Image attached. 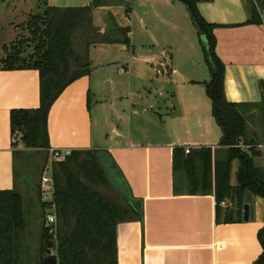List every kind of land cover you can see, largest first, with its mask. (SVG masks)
<instances>
[{"label": "crops", "instance_id": "crops-1", "mask_svg": "<svg viewBox=\"0 0 264 264\" xmlns=\"http://www.w3.org/2000/svg\"><path fill=\"white\" fill-rule=\"evenodd\" d=\"M149 1L153 4L155 0ZM245 1L202 0L198 9L207 21L220 25L214 29L215 52L224 63L225 98L255 103L264 88V84L260 86L261 81L264 83V22H247L250 14ZM44 2L48 6L80 7L91 0ZM15 6L13 3L11 9ZM108 45L98 48L105 50ZM92 48L95 45L89 51ZM89 61V73L67 85L49 108L48 148L106 149L131 195L141 200L142 220L116 224L117 264L255 263L263 251L258 233L264 228V198L249 193L244 196L249 206L246 221L243 210L240 215L237 206L227 200V204L220 203L217 218L214 195L190 194L183 171L173 172L175 147L207 146L212 148L214 159L224 157V149L218 146L221 131L211 115L202 83L209 80L208 68L199 69L189 60L191 68L186 69V75L166 87L149 86L145 95L138 88L148 80L146 70L132 80L125 63L116 69V75H123L122 82L101 73L113 61ZM195 68L201 72L195 73ZM172 71L177 74L176 69ZM101 84L106 85V91ZM169 89L174 103L170 102ZM123 96V107L117 108L116 100ZM105 99H110L108 106ZM167 102L170 112L165 109ZM38 105V71L0 67V190L17 188L10 110ZM230 182L236 183L235 175ZM229 216L231 220L224 219ZM33 220L31 214L28 222ZM29 264L48 263H41L39 258Z\"/></svg>", "mask_w": 264, "mask_h": 264}, {"label": "trees", "instance_id": "trees-1", "mask_svg": "<svg viewBox=\"0 0 264 264\" xmlns=\"http://www.w3.org/2000/svg\"><path fill=\"white\" fill-rule=\"evenodd\" d=\"M187 10L197 34L204 37L203 56L209 71V80L202 81L210 101L211 115L220 128L219 148L223 158H213L211 147L173 149V172L183 171L187 192L212 193L216 201V215L220 203H234L241 215L244 196L249 193L264 198V178L259 174L254 157L260 154L256 139L246 135L247 109L258 108L264 120V91L255 103L228 101L224 94V63L215 52L214 29L220 25L207 21L198 9L202 0H178ZM207 1V0H206ZM264 9V0H255ZM249 4V23H259L257 6ZM30 21L32 52L22 58L27 49H16L4 58L2 68H32L39 73V105L36 108L11 109L9 114L13 138L18 137L25 146L46 148L47 114L54 100L72 81L88 74V49L95 44L129 42V25L110 23L104 30L95 29L91 22L76 45L73 41L76 28L90 21V10L107 5L108 0H91L80 7L48 6ZM130 5H125L128 15ZM94 28V29H93ZM93 30V32H92ZM261 81L260 86L263 87ZM15 144V142H14ZM247 148V149H246ZM233 161H236L235 184L230 182ZM52 200H39L42 209L54 205L57 218V243L54 256H45L51 244L42 226L40 262L48 264H117L116 224L125 220H142L141 200L134 198L110 153L104 148L74 149L64 161H54L51 169ZM102 187L104 190H100ZM176 189V186H175ZM44 217V216H43ZM231 220V216L224 218ZM26 221L20 192L0 190V264H29L22 261L21 232ZM264 228L258 233L263 251L253 264H264Z\"/></svg>", "mask_w": 264, "mask_h": 264}, {"label": "rangeland", "instance_id": "rangeland-1", "mask_svg": "<svg viewBox=\"0 0 264 264\" xmlns=\"http://www.w3.org/2000/svg\"><path fill=\"white\" fill-rule=\"evenodd\" d=\"M245 2L250 3L249 0ZM13 3L16 6L12 10ZM44 5V0H0V67L5 64L4 58L16 49L30 47L28 46L30 42L27 40L31 39L32 30L28 22H38L33 17L42 12ZM125 5L131 6L128 15L124 12ZM89 17L90 21L87 19L74 32L73 41L76 45L85 32L84 27L87 22H91L95 29L101 28V30H104L112 22L130 26L127 48H123L124 43H111L103 50V48H98L101 44H95V48L90 51L88 49V58H94L96 61H113L111 66L102 68L101 73L107 72L110 77L116 80L121 78L122 82L123 75H116V69L121 65L126 63L125 66L129 67V76L132 80L137 74L146 70L148 80L143 83L144 88H138L142 94L147 95L149 86L165 85L166 87L173 79L178 81L182 74L186 75V69L189 71L191 68L189 60H192L193 65L198 66L199 69L200 67L207 69L202 48L204 37L197 34L187 10L178 0H155L153 4L149 0H108L107 5L91 9ZM160 65L165 73H162ZM173 69H176L177 74L172 73ZM199 69L195 68V73L201 72ZM93 76L97 77V72ZM206 76L208 77L209 73ZM105 86L101 84L102 91L105 90ZM154 91L152 90V93ZM171 92L172 90L169 89V98H171ZM107 98H111V96ZM123 99L126 97L123 96L116 100L117 108L123 107ZM171 99L170 102L174 103L173 98ZM109 100H104L107 106ZM165 109L167 112L171 110L168 102ZM106 112L109 115V111L106 110ZM247 112L249 114L246 116V135L248 138L254 137L252 131L255 130L257 138L254 139L257 141L261 154L254 157V161L257 171L264 178V120L260 116L258 108H248ZM14 137L16 189L21 195L23 215L26 221L25 228L21 232L22 261L36 262L40 255L39 247L42 226H44L43 216L46 212V208L42 209L40 205L39 192L42 200L50 198L49 184H42L41 177L43 175L51 177L54 161L50 158L46 148L27 147L18 137ZM218 156L221 155L218 154ZM236 165V161H233L231 180L234 178ZM46 167H49V172H45ZM99 189L104 190L102 187ZM31 214L34 220L29 223L28 219L31 218Z\"/></svg>", "mask_w": 264, "mask_h": 264}, {"label": "built area", "instance_id": "built-area-1", "mask_svg": "<svg viewBox=\"0 0 264 264\" xmlns=\"http://www.w3.org/2000/svg\"><path fill=\"white\" fill-rule=\"evenodd\" d=\"M253 1L256 4L255 0ZM259 17L262 22H264V9H260L257 6ZM49 156L53 161H64L67 156L71 153V149H57V148H48ZM185 152H189L188 148H185ZM45 172H49V168L45 170ZM41 183L42 184H49L48 189L50 190V198L44 200L46 202H50L52 200V192H53V182L52 178L47 175H43L41 177ZM221 204H227L225 201H222ZM44 228L49 235V241L50 245L47 249V253H45L46 256H54L55 255V247L57 243V218H56V212L54 205H48L46 207V212L44 214Z\"/></svg>", "mask_w": 264, "mask_h": 264}, {"label": "water", "instance_id": "water-1", "mask_svg": "<svg viewBox=\"0 0 264 264\" xmlns=\"http://www.w3.org/2000/svg\"><path fill=\"white\" fill-rule=\"evenodd\" d=\"M123 48H126V45H123ZM33 50V47H29L26 51L23 52V54L21 55L22 58H26ZM249 218V206L247 203L243 204V212H242V219L243 220H248ZM46 255L44 254V257Z\"/></svg>", "mask_w": 264, "mask_h": 264}]
</instances>
